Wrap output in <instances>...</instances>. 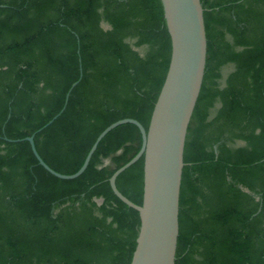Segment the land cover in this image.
<instances>
[{
	"label": "trees",
	"instance_id": "obj_1",
	"mask_svg": "<svg viewBox=\"0 0 264 264\" xmlns=\"http://www.w3.org/2000/svg\"><path fill=\"white\" fill-rule=\"evenodd\" d=\"M201 4L206 63L174 264H264V0ZM170 53L160 0H0V264H130L139 214L108 178L139 150L138 128L110 130L74 179L21 139L34 134L52 169L76 172L112 122L147 129ZM116 186L142 203L143 157Z\"/></svg>",
	"mask_w": 264,
	"mask_h": 264
},
{
	"label": "water",
	"instance_id": "obj_2",
	"mask_svg": "<svg viewBox=\"0 0 264 264\" xmlns=\"http://www.w3.org/2000/svg\"><path fill=\"white\" fill-rule=\"evenodd\" d=\"M170 37L171 53L167 72L154 103L147 129L135 118L116 120L95 138L79 169L63 174L52 169L39 155L34 134L26 136L39 165L61 179H74L86 169L100 140L124 123L135 125L142 138L137 153L108 178L114 195L139 214L140 225L130 264H174L179 234V194L187 128L200 92L207 53L204 8L201 0H160ZM80 76L82 75L80 65ZM75 81L65 95L64 105L38 131L64 110ZM15 142L20 139H8ZM143 157L142 203L136 204L116 186L117 176ZM248 191L247 189H244Z\"/></svg>",
	"mask_w": 264,
	"mask_h": 264
},
{
	"label": "rangeland",
	"instance_id": "obj_3",
	"mask_svg": "<svg viewBox=\"0 0 264 264\" xmlns=\"http://www.w3.org/2000/svg\"><path fill=\"white\" fill-rule=\"evenodd\" d=\"M231 70H232V68H231L230 66L224 67V68L222 69L223 77H224L228 72H230ZM222 81H223V79H222Z\"/></svg>",
	"mask_w": 264,
	"mask_h": 264
}]
</instances>
